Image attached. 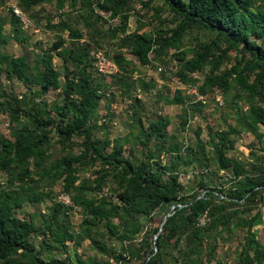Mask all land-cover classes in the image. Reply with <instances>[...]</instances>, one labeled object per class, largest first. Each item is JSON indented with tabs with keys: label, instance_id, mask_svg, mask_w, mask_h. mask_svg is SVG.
I'll return each instance as SVG.
<instances>
[{
	"label": "trees",
	"instance_id": "trees-1",
	"mask_svg": "<svg viewBox=\"0 0 264 264\" xmlns=\"http://www.w3.org/2000/svg\"><path fill=\"white\" fill-rule=\"evenodd\" d=\"M49 1L18 0L17 6L24 13ZM158 1L174 14L175 27L150 34H126L121 44L130 47V53L137 57L150 51L158 56L164 49L177 47L189 31L198 30L213 36L188 50L191 56L182 58L184 62L179 75L202 72L206 65H211V70L218 69L221 58L227 59L228 52L234 50L239 58L235 65L223 74L207 76L205 84L209 88L218 86L226 91L234 82L240 91L247 94L249 103L248 110L238 114L239 123L244 131L256 138L264 137V131L259 133L260 127L264 129V106L261 105L264 104V3L257 4V0ZM82 4L89 5L87 0H82ZM124 4L125 0L98 1V7L110 12L112 18L124 11ZM8 20L15 41L26 42L28 38L23 34L22 22L9 8V16L0 19V46L7 42L2 29ZM124 25L121 19L122 32ZM86 26L92 25L86 23ZM67 29L69 45L65 46V41L59 37L48 50L37 55L33 63L27 56H12L0 50V75L5 74L7 78L21 82L40 104L34 102L30 107L22 106L17 99H12L13 103L0 100V112L8 116L13 137L11 140L0 135V173L6 177V187L0 186V264H73L66 254V243L71 242L73 248L80 246L79 234L73 232L69 219V211L78 206L84 214L81 226L85 229L82 233L99 252L114 259L127 258L123 253L130 252L129 262L134 257L141 260L138 264H211L213 261L226 264L216 259L218 241L224 232L233 231L234 219H237L238 227L243 226L239 207H242L241 213H246L264 199L262 157L252 150L253 162L249 159L242 162L228 155L234 148V140L230 136H240L243 129L228 126L227 130L216 131L206 144L197 141L194 150L189 145L175 142L173 135L167 142V122L161 120H154L146 130L137 121L140 127L133 135V141L134 145H140L137 152L143 155L142 159L133 154V158L122 156L123 144L130 142L128 138L114 139L111 152L106 153L98 140L92 139L93 131L99 128L93 117L99 100L105 95L100 86L94 85L89 71L95 59L91 57L88 45L80 42L82 33L77 29ZM54 56L62 61L65 88L62 103L53 105L46 112L42 97L60 85V73L51 62ZM112 56L117 72L111 77L115 86L124 87L127 92L133 88V83L126 79L134 73V68H128L130 62L120 51L114 50ZM216 56L220 58L213 62ZM34 87L39 89L37 93ZM140 87L147 90L148 84L143 83ZM197 91L204 96V89ZM174 101L180 104L183 98L177 94ZM51 130L63 147L79 146V152L70 151L48 162L46 153L50 147ZM206 146L212 147L213 165L207 156ZM162 153L167 155V160L161 159ZM184 156L188 164L197 165L202 175L198 193H183L178 166ZM95 164L101 166L97 184L94 187L84 181L76 184L79 169ZM221 172L230 176L228 190L214 184L215 179L221 177ZM45 181L49 183L40 189V184ZM106 181L111 182L117 202L113 199L107 202L86 199V191H99ZM56 182L62 184L61 194L69 197L70 204L54 200L55 197L52 198L45 190ZM23 202L50 203L40 225L16 216V209ZM165 206H168L167 212L172 206L174 210L158 235L159 228H154L151 233H145L136 248L124 245L140 232L144 220L151 219L155 211ZM204 213H207L209 221L198 226V219ZM258 219L259 214L244 227L252 228ZM100 224L120 243L119 253L108 250L93 235L92 231ZM33 236L41 237L38 248L31 240ZM209 241L212 244H208L202 257L199 256L200 248ZM54 251L66 254L65 258L42 257ZM76 261L77 264H107L80 258ZM237 264H264V249L253 238L249 239Z\"/></svg>",
	"mask_w": 264,
	"mask_h": 264
},
{
	"label": "rangeland",
	"instance_id": "rangeland-1",
	"mask_svg": "<svg viewBox=\"0 0 264 264\" xmlns=\"http://www.w3.org/2000/svg\"><path fill=\"white\" fill-rule=\"evenodd\" d=\"M87 1L89 5H83L82 0H50L48 3L34 7L29 12H24L25 21H23L24 23L21 21L22 31L28 38L24 43L15 41L13 28L8 20L2 29L7 42L0 46V50L12 56H27L28 60L33 63L35 57L48 50L59 37L65 41V46L69 45L67 27L77 29L82 33L80 42L88 45L90 55L95 59L92 67L89 68L91 77L94 79V85L100 86L101 91L105 94L99 100V106L93 117V122L99 128L93 131L92 139L98 140L99 146L106 153L111 152L114 139L128 138L130 142L123 144L122 156L133 158L131 156L133 154L137 159H142L143 155L137 152L140 151V145H134L133 141V135L138 133L140 127L137 121L139 120L143 129L146 130L151 122L161 120L167 122L165 129L167 142H170L169 136L173 135L176 137L175 142L189 145L194 150H196L197 141L206 144L216 131L227 130L228 126L243 129L240 136L235 134L230 136V139L234 140V148L228 152V155L242 162H245L246 159L253 162L251 159L253 157L250 156V150H252L264 160V137L256 138L244 131L242 124L238 121V114H244L249 108L247 94L240 91L234 82L226 91H222L218 86L209 88L205 84L207 76H211L212 73L223 74L226 69L235 65L239 58L236 57L237 53L234 50L228 52L227 59L221 58L218 69L211 70L212 66L206 65L202 72L184 73L183 76H180L179 73L184 62L182 58H190L191 56L188 50L196 43L206 42L213 36L192 30L183 36L177 47L164 49L158 56L150 51L137 57L130 53V47L121 44L122 38L126 34H150L160 30L172 29L176 25L173 23L174 14L162 6L158 0H125L124 11L112 18L110 12L98 7V1L102 2V0ZM17 3L18 0H0V19L9 16V8L17 6ZM263 3L264 0H257V4ZM121 19L125 22L124 32L121 30ZM86 23L92 26L87 28ZM49 25L53 28L50 29ZM93 31L95 32L93 33ZM114 50L123 53L127 61L130 62L128 68H134V73L126 79L128 83H133V88L127 92L124 91V87L115 86L114 78L111 77L117 72L112 56ZM101 54L112 65L108 69L109 72L106 71L107 73L100 72L103 67H98V58ZM219 58L220 56H216L213 62ZM51 62L52 66L60 73V77H58L60 85L59 88L50 90L42 97L46 104L44 106L46 112L53 105L62 103L65 88V73L61 59L54 56ZM141 82L148 84L147 90L140 87L143 84H140ZM201 88L204 89L205 93L203 99L200 100L194 92L198 93L197 90ZM33 90L37 93L39 89L34 87ZM177 94L183 98V102L180 104L174 101ZM74 96L78 95L74 94ZM12 99H17L22 106L31 107L34 102L40 105L39 99L33 98L21 82L15 78H7L5 74H2L0 75V100L12 102ZM199 102L200 104H197ZM261 105L264 106L263 103ZM51 114L54 116V112ZM15 126L16 124L13 125V127ZM10 128L8 116L0 112V135L12 140ZM263 131L264 129L260 127L259 133L262 134ZM50 139V147L46 153L48 162H53L70 151L77 154L80 150L79 146L63 147L58 143L52 130ZM76 142L79 144L80 140L77 139ZM206 153L212 159L211 164L213 165L214 154L211 146H206ZM183 155L187 156L185 153ZM185 156L183 162L178 166L179 181L184 188L183 193H198L200 192L198 182L202 175L199 174L196 164L187 163ZM160 157L164 161L167 160L166 154L162 153ZM100 171L101 166L98 164L80 168L78 172L79 181L76 184L84 181V183L94 187L97 184V176ZM220 175L221 177L215 179L214 184L228 190L231 185L228 180L230 176L225 172H221ZM47 183L49 182L41 183L40 189L42 185ZM0 186L6 187V177L2 173H0ZM112 188L111 182L106 181V184L102 185L99 191H86V199H99L101 202L113 199L114 202H117ZM45 190L50 193L52 198L55 197L54 200L61 201V196H65L61 194L62 184L60 182L54 183ZM47 206H50V203L23 202L16 209V216L32 220L35 225H40L43 216L46 214ZM253 207L252 211L246 213H241L242 207H239V217L243 226L238 227L236 225L237 219H234L231 225L233 231L223 233L222 239L218 241L215 254L217 260L226 264H237L241 251L247 241L252 238L264 249V199ZM167 210L168 206H165L155 211L151 219L142 220L144 225L140 232L130 241H125L124 245H131L136 248L145 233H151L154 228L160 227ZM257 214L260 215V219L256 220L252 228L244 227ZM83 218L84 214L80 206L69 211L72 230L79 234L80 246L73 248L71 242L66 243V254L71 257L73 264H77V258L82 261L109 262L112 257L99 252L83 234L85 229L81 226ZM92 233L101 243L105 244L108 250L113 249L116 253L121 251L120 243L109 235L102 224L95 228ZM31 240L38 248L41 237L33 236ZM208 244L211 245L212 243L209 241L201 247L199 256H203ZM66 254L54 251L50 254L45 253L42 257L64 259ZM123 254L129 258L131 256L130 252ZM131 259L132 264L141 262L134 257ZM211 264H215V262L213 261Z\"/></svg>",
	"mask_w": 264,
	"mask_h": 264
},
{
	"label": "built area",
	"instance_id": "built-area-1",
	"mask_svg": "<svg viewBox=\"0 0 264 264\" xmlns=\"http://www.w3.org/2000/svg\"><path fill=\"white\" fill-rule=\"evenodd\" d=\"M12 10H13L14 14L16 16H18L22 22L25 21L24 18H23L24 15H23L22 11L20 10V8L18 6H14L12 8ZM98 60H99L98 67H100V68L103 67L100 70V72H103V73H107L106 71L109 72L108 69L111 68L112 65L105 60V58H104V56L102 54L100 55V57L98 58ZM101 64H103V66H101ZM194 93H195V95H197L199 97L200 100L203 99V96L199 95L196 92H194ZM61 197H62L61 198V201L63 203L70 204V201H69V198H68L67 195H65L64 197L63 196H61ZM208 221H209V218L207 216V213H204L201 217H199L197 225L198 226H203ZM107 264H132V263L129 262L128 258H124V259H114V258H111V260L109 262H107Z\"/></svg>",
	"mask_w": 264,
	"mask_h": 264
},
{
	"label": "water",
	"instance_id": "water-1",
	"mask_svg": "<svg viewBox=\"0 0 264 264\" xmlns=\"http://www.w3.org/2000/svg\"><path fill=\"white\" fill-rule=\"evenodd\" d=\"M174 210V206H172L169 210V212L166 213V215L164 216L161 224H160V227H159V230H158V233L156 235H158L161 231H162V226L164 225L165 221L167 220V218L172 214V211ZM154 239H156V237H154Z\"/></svg>",
	"mask_w": 264,
	"mask_h": 264
}]
</instances>
